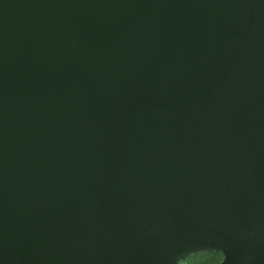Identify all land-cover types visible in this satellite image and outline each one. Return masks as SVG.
Wrapping results in <instances>:
<instances>
[{"label":"water","instance_id":"water-1","mask_svg":"<svg viewBox=\"0 0 264 264\" xmlns=\"http://www.w3.org/2000/svg\"><path fill=\"white\" fill-rule=\"evenodd\" d=\"M264 264V0H0V264Z\"/></svg>","mask_w":264,"mask_h":264},{"label":"trees","instance_id":"trees-1","mask_svg":"<svg viewBox=\"0 0 264 264\" xmlns=\"http://www.w3.org/2000/svg\"><path fill=\"white\" fill-rule=\"evenodd\" d=\"M224 257L221 253H196L188 257L180 264H222Z\"/></svg>","mask_w":264,"mask_h":264}]
</instances>
